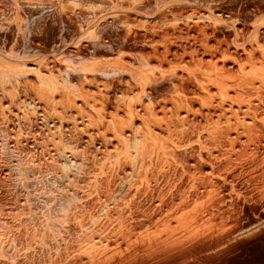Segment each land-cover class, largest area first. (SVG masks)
<instances>
[{
    "label": "bare ground",
    "instance_id": "bare-ground-1",
    "mask_svg": "<svg viewBox=\"0 0 264 264\" xmlns=\"http://www.w3.org/2000/svg\"><path fill=\"white\" fill-rule=\"evenodd\" d=\"M0 264H264V0H0Z\"/></svg>",
    "mask_w": 264,
    "mask_h": 264
}]
</instances>
